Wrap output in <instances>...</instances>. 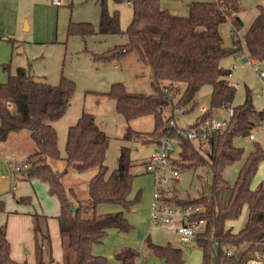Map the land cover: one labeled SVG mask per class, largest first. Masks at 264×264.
<instances>
[{
	"label": "trees",
	"instance_id": "trees-1",
	"mask_svg": "<svg viewBox=\"0 0 264 264\" xmlns=\"http://www.w3.org/2000/svg\"><path fill=\"white\" fill-rule=\"evenodd\" d=\"M108 1L98 0V28L91 23L70 21L67 35L86 39L97 34L125 33L128 37L125 45L108 50L103 55H93L94 60L115 62L129 52H136L141 62L151 66L152 94L130 93L124 84L117 83L106 95L116 101V111L127 123L149 116L155 119V130L147 140L142 139V133L133 130L127 132L125 139L135 137L144 143L152 141L159 144L162 138H172L177 152L173 154L175 169L180 172L209 167L212 174L209 195L202 194L199 198L182 201L175 195L164 198L168 205L175 202L183 207H204L202 212L194 214L195 220L206 222L205 231L193 241L202 252L201 264H246L247 258L264 257V184L251 188L252 180L264 162V145L257 144L234 185L222 177L225 167L243 154L234 146V138L250 137L252 130L264 123V111L258 112L248 97L244 105L235 107L229 126L210 134L205 140L201 137L189 139L162 124L165 107L171 105L175 113L189 105L194 109L197 95L205 85L212 88L210 107L204 114L201 112L190 129L197 127L200 121L215 117L222 105L233 104L237 88L229 83L230 72L221 65V61L240 52L242 40L236 36L233 47H225L220 26L232 19L235 31H239L243 23L239 17L241 0L193 2L186 17L163 9L161 0H114L120 4L128 3L133 9L132 22L126 32L122 31L119 11L110 12ZM258 9L243 40L250 59L262 62L264 9L262 6ZM75 87V83L64 76L58 85H52L24 67L17 68L14 74L8 73L7 79L0 83V146L11 134L27 131L32 150L26 160L29 169L23 174L27 179L36 178L48 183L50 195L60 201L61 211L56 218L63 243L64 264H107L108 259L96 255L93 249L104 242L110 230L126 234L133 229L125 211L132 210L140 201L141 192L131 198L135 178L131 173V150L122 147L116 168L109 172L106 157L110 138L97 125L94 115L85 112L69 128L65 169L60 173L53 168V163L61 159L58 134L53 124L70 107ZM176 95L179 99L174 105ZM92 169L96 170V174L88 183V197L79 200L75 189L64 184V178L70 170L82 173ZM17 202H29V199L22 198ZM101 205H111L116 210L101 214ZM245 205L248 208L246 222L238 233H233L226 223L237 219ZM72 207L76 210L73 211ZM4 211L5 202L0 200V213ZM33 217L38 249L41 252L43 246L48 247V255L52 258L48 218L38 214ZM147 243L148 249L165 264H186L181 248L171 244L159 246L149 238ZM241 246L246 248L240 255L238 248ZM227 248L234 249L235 254L227 256ZM139 256L136 253L123 254L121 262L139 264ZM0 264H28L11 259L5 226H0ZM38 264L47 263L40 257Z\"/></svg>",
	"mask_w": 264,
	"mask_h": 264
},
{
	"label": "rangeland",
	"instance_id": "rangeland-1",
	"mask_svg": "<svg viewBox=\"0 0 264 264\" xmlns=\"http://www.w3.org/2000/svg\"><path fill=\"white\" fill-rule=\"evenodd\" d=\"M212 1L215 0H161V6L172 14L186 17L189 15V5L191 3ZM260 3L264 8V0ZM258 5V0H241L239 17H241L244 26L242 29L240 28L239 36L232 33L235 30L232 19H228L220 26V34L225 47L232 48L236 36L242 40V48L238 57H235V54L229 55L223 58L221 63L224 68L231 71L228 80L237 88L233 107L244 105L250 97L254 108L258 112H263L264 80L260 78L259 74L264 72V61H257L256 65L246 63L250 60V57L243 40L248 25L256 15ZM108 9L110 12L119 11L121 28L122 31L126 32L133 18L132 7L127 3L120 4L114 0H109ZM53 10L52 18H54L55 23L58 22V38L56 40L55 33V43L22 45L21 49H16L14 63L11 67V74H14L19 61L28 58L25 67L32 75L45 79L52 85H58L62 76L75 83V93L70 107L63 117L53 124L58 134V148L61 155V159L53 163V168L60 173L65 169L64 158L66 157L69 128L74 126L82 113L85 112L94 115L97 125L110 138L106 157L109 172L116 168L121 148L128 147L131 150V173L135 176L131 198L134 199L137 193L141 191L140 201L132 210L125 211V215L132 224L133 229L126 234L119 233L114 229L110 230L104 242L94 247V252L107 258V264H121V256L127 253L140 255L138 258L139 264H165L164 260L156 257L148 249L147 240L149 238L152 243L159 246L171 244L174 247L181 248L186 264H201L202 252L196 245L183 244L178 241L173 232L164 228L151 229L149 225L154 177L146 173L145 162L157 148V144L152 141L144 143L135 137L125 139V135L129 130H133L142 133V139L146 138L145 140H147L155 130L154 117H144L127 123L123 116L117 113L116 101L106 95L111 91L112 86L117 83L124 84L130 93L152 94L154 90L151 85L153 81L151 66L148 63L141 62L136 52H129L120 61L115 62L94 60L93 55H103L108 50L125 45L128 42L125 33L120 35L97 34L86 39H82L77 35H67L70 21L76 23L87 22L93 24L96 28L99 27L100 5L98 0H65L64 5L55 6ZM29 25V21L26 20L23 24V30L27 29ZM234 65L237 68L233 69ZM3 67L1 64L0 83L8 77V72ZM181 88L183 90L184 85ZM211 93V86L205 85L197 95V105L194 109L192 108L193 110L189 105L175 113L171 105L165 107L162 112L163 126L172 128L176 133L178 129L189 130L201 115V109L204 106L210 107ZM179 95H176L174 105L177 104ZM224 115L225 113L221 111L216 114L215 118L220 120ZM251 135L254 136V140H251L248 135L237 136L233 140L234 146L241 149L243 154L240 159L225 167L222 172V177L231 185L236 183L243 165L251 153L256 150L257 144L264 145V123L254 128ZM31 150L32 143L27 131L14 133L9 136L6 142L1 144L0 160L2 162L9 161L12 154L20 160H25ZM95 174V169L82 173L70 170L63 182L68 188L75 189L79 200H85L88 197V183ZM211 181L212 174L209 167L202 166L196 170H180L179 178L170 177L164 187L171 192L172 196L175 195L176 198L182 201L188 198H199L202 194L209 195ZM15 182H13L12 187ZM260 184H264V162L260 164L258 172L252 180L251 188L256 189ZM18 199L15 198L14 204ZM171 205L176 206L177 204L174 202ZM177 207L189 208L179 205ZM112 208H114V211L116 210V207L111 205H101L99 213H111ZM46 213L52 216L53 208L48 206ZM247 215L248 208L245 205L237 219L227 221V228L231 229L233 233H238L246 222ZM245 248V246L238 248L240 255L244 253ZM262 261H264L262 256L251 257L247 258L246 264H262Z\"/></svg>",
	"mask_w": 264,
	"mask_h": 264
},
{
	"label": "crops",
	"instance_id": "crops-1",
	"mask_svg": "<svg viewBox=\"0 0 264 264\" xmlns=\"http://www.w3.org/2000/svg\"><path fill=\"white\" fill-rule=\"evenodd\" d=\"M258 1L259 5L256 15L259 6L263 8L262 3H260L262 0ZM54 7L51 0H0V65L4 66L5 71L11 73L15 51L16 49H21L22 45L55 43L58 38V22L55 23L54 18H52ZM254 18L248 25V29ZM47 19L50 20L47 22ZM26 20L29 21L30 25L23 30V24ZM55 24H57L56 27ZM232 25L234 27L233 21ZM243 26L244 24L242 23ZM238 32H240V28ZM28 60L26 58L19 61L17 68H26L25 64ZM254 61L257 64V61ZM228 71L231 75V71ZM229 83L232 84L230 81ZM156 144L158 147V143ZM151 155L147 158L145 164ZM27 157L25 160H20L15 155L14 160L15 162H25ZM11 159L3 162L0 160V200L5 202V211L0 213V226L6 227L11 259L18 263L38 264L40 257H42L47 264H64L63 243L59 222L56 218L61 211L59 199L50 195L48 183L36 178L27 179L23 173L11 172L9 168ZM14 181L16 182L12 187ZM15 198H28L29 202L19 203L16 201V204H14ZM48 206L53 208L52 216L46 213ZM110 211L113 212L114 208ZM36 214L48 218L52 258L48 255V247L43 246L41 252L38 249L33 217ZM192 245L195 244L192 243ZM96 255H99V253Z\"/></svg>",
	"mask_w": 264,
	"mask_h": 264
},
{
	"label": "built area",
	"instance_id": "built-area-1",
	"mask_svg": "<svg viewBox=\"0 0 264 264\" xmlns=\"http://www.w3.org/2000/svg\"><path fill=\"white\" fill-rule=\"evenodd\" d=\"M52 5L61 6L64 5L65 0H51ZM237 36L240 32L235 31ZM238 57V52L235 54ZM246 63L256 65L253 59H250ZM237 66H233V69ZM260 78L264 80V72L259 74ZM264 85V83H263ZM207 111L206 107L201 109L202 114ZM225 113L224 117L220 120L208 118L200 121L199 125L189 130L178 129V134H182L189 139L202 138L205 140L210 134L218 131L225 130L235 115V108L232 103H226L221 106L219 112ZM250 139L253 140L254 136L251 135ZM176 151V144L170 138H162L158 144L157 149L153 152L151 157L145 164L146 171L154 177V191L150 210L149 225L150 228H164L170 232H173L178 241L183 244L193 243L194 238L205 231L206 222L204 220H195L194 214L200 213L204 210L203 207H189L181 208L165 203L164 198H171V192L164 186L167 184L169 178H179L180 172L174 168L173 154ZM15 155H12V159L9 162V168L11 172L23 173V171L29 169V163L15 162ZM234 249H226L227 256H233ZM233 264V263H230Z\"/></svg>",
	"mask_w": 264,
	"mask_h": 264
},
{
	"label": "water",
	"instance_id": "water-1",
	"mask_svg": "<svg viewBox=\"0 0 264 264\" xmlns=\"http://www.w3.org/2000/svg\"><path fill=\"white\" fill-rule=\"evenodd\" d=\"M72 210L75 211L76 209L74 207H72Z\"/></svg>",
	"mask_w": 264,
	"mask_h": 264
}]
</instances>
